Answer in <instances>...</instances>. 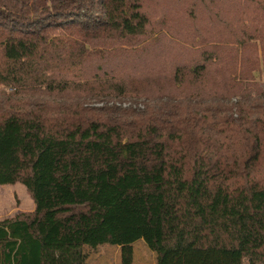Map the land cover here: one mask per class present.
I'll return each mask as SVG.
<instances>
[{
	"label": "trees",
	"instance_id": "trees-1",
	"mask_svg": "<svg viewBox=\"0 0 264 264\" xmlns=\"http://www.w3.org/2000/svg\"><path fill=\"white\" fill-rule=\"evenodd\" d=\"M149 1L0 0V185L35 203L0 220V264H86L108 243L135 264L138 240L155 264H264V92L127 102L89 73L147 38Z\"/></svg>",
	"mask_w": 264,
	"mask_h": 264
},
{
	"label": "rangeland",
	"instance_id": "rangeland-1",
	"mask_svg": "<svg viewBox=\"0 0 264 264\" xmlns=\"http://www.w3.org/2000/svg\"><path fill=\"white\" fill-rule=\"evenodd\" d=\"M145 11L150 23L142 43L89 66L100 84L111 77L124 85L125 94L115 100L182 101L264 92V0H153L145 3ZM200 63L206 66L200 77L188 74L176 82L178 68ZM94 86L71 90L62 98L84 100L104 92ZM34 208L23 183L0 185V220ZM133 246L135 264H155L143 240ZM87 252L86 264L121 262L120 248L113 244L88 247Z\"/></svg>",
	"mask_w": 264,
	"mask_h": 264
},
{
	"label": "crops",
	"instance_id": "crops-1",
	"mask_svg": "<svg viewBox=\"0 0 264 264\" xmlns=\"http://www.w3.org/2000/svg\"><path fill=\"white\" fill-rule=\"evenodd\" d=\"M35 204V203H34ZM35 209V208H34Z\"/></svg>",
	"mask_w": 264,
	"mask_h": 264
}]
</instances>
